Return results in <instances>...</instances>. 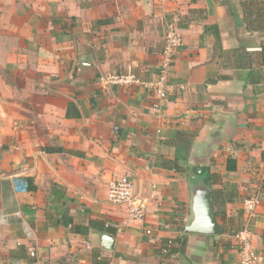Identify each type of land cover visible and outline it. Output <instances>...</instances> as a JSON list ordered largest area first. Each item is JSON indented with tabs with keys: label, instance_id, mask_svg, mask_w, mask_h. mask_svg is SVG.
<instances>
[{
	"label": "crops",
	"instance_id": "1",
	"mask_svg": "<svg viewBox=\"0 0 264 264\" xmlns=\"http://www.w3.org/2000/svg\"><path fill=\"white\" fill-rule=\"evenodd\" d=\"M129 73L145 86L108 83ZM191 170L220 235L185 232ZM115 180L145 219L109 201ZM254 195L264 264V0H0V264H241Z\"/></svg>",
	"mask_w": 264,
	"mask_h": 264
},
{
	"label": "built area",
	"instance_id": "2",
	"mask_svg": "<svg viewBox=\"0 0 264 264\" xmlns=\"http://www.w3.org/2000/svg\"><path fill=\"white\" fill-rule=\"evenodd\" d=\"M183 45V37L175 25H168V30L164 37V48L162 52V63L159 80L152 84L153 92L159 99L166 98L165 81L169 69L177 57V53ZM108 83L119 84L124 86H145L134 74L112 76L109 77ZM109 201L116 206H126L129 210L130 220H143L146 217V203L145 201H137L134 191V184L129 180H115L109 184ZM260 204L259 196H250L244 201L243 209L246 215V224L234 236L239 248L240 263L241 264H258V259L253 251L252 246V231L249 225L252 222L257 207ZM172 243L164 250V253L175 257L171 252Z\"/></svg>",
	"mask_w": 264,
	"mask_h": 264
},
{
	"label": "water",
	"instance_id": "3",
	"mask_svg": "<svg viewBox=\"0 0 264 264\" xmlns=\"http://www.w3.org/2000/svg\"><path fill=\"white\" fill-rule=\"evenodd\" d=\"M202 174V171L197 170H191L189 174L191 217L185 232L220 235L222 231L214 213L212 190L205 182V176H201ZM103 241L106 248H113L114 239L110 236L104 235Z\"/></svg>",
	"mask_w": 264,
	"mask_h": 264
},
{
	"label": "trees",
	"instance_id": "4",
	"mask_svg": "<svg viewBox=\"0 0 264 264\" xmlns=\"http://www.w3.org/2000/svg\"><path fill=\"white\" fill-rule=\"evenodd\" d=\"M108 228H109V227H108ZM108 232H110V233H114V231H113L111 228H109Z\"/></svg>",
	"mask_w": 264,
	"mask_h": 264
}]
</instances>
